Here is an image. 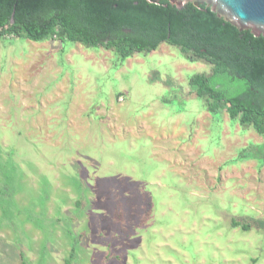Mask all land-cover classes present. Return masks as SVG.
Returning a JSON list of instances; mask_svg holds the SVG:
<instances>
[{
  "label": "rangeland",
  "instance_id": "1",
  "mask_svg": "<svg viewBox=\"0 0 264 264\" xmlns=\"http://www.w3.org/2000/svg\"><path fill=\"white\" fill-rule=\"evenodd\" d=\"M117 61L0 40V264H264V139L192 92L210 65Z\"/></svg>",
  "mask_w": 264,
  "mask_h": 264
},
{
  "label": "trees",
  "instance_id": "2",
  "mask_svg": "<svg viewBox=\"0 0 264 264\" xmlns=\"http://www.w3.org/2000/svg\"><path fill=\"white\" fill-rule=\"evenodd\" d=\"M14 39L103 47L115 53L116 67L136 54L152 53L163 42L178 47L187 60L212 65L209 74H194L188 81L207 112L225 111L242 129L264 139V38L238 31L205 5L177 9L164 0L158 5L142 0H0V40ZM232 226L251 228L236 220Z\"/></svg>",
  "mask_w": 264,
  "mask_h": 264
},
{
  "label": "water",
  "instance_id": "3",
  "mask_svg": "<svg viewBox=\"0 0 264 264\" xmlns=\"http://www.w3.org/2000/svg\"><path fill=\"white\" fill-rule=\"evenodd\" d=\"M158 5L161 0H142ZM180 8L192 4L199 8L205 5L217 18L222 19L238 31H248L256 38H264V0H164Z\"/></svg>",
  "mask_w": 264,
  "mask_h": 264
},
{
  "label": "flooded vegetation",
  "instance_id": "4",
  "mask_svg": "<svg viewBox=\"0 0 264 264\" xmlns=\"http://www.w3.org/2000/svg\"><path fill=\"white\" fill-rule=\"evenodd\" d=\"M186 5H187V4L182 5L179 9L183 8V7L186 6ZM177 9H178V8H177ZM128 32H129V31H127V33H128ZM170 33H171V32L168 33V37L171 36ZM162 44H165V45H167V46H169V47L176 48V49L179 51V53L181 54V52H180V50L178 49V47L171 46V45H169V44H167V43H164V42L161 43L160 45H162ZM160 45H159V46H160ZM159 46H158V47H159ZM157 49H158V48H157ZM157 49H156V50H157ZM156 50H155V51H156ZM194 50H195V49H192V51H194ZM153 52H154V51H153ZM189 53H190V52H189ZM184 57H185V56H184ZM125 61H126V60H125ZM125 61H124V62H125ZM188 61H189V60H188ZM198 62H200V63H201V62H202V63H205V62H203V61H194V62H191V61H190V63H198ZM205 64H207V63H205ZM208 65H209V64H208ZM210 66H211V70H212V65H210ZM211 70H210V72H211ZM210 72H209V73H210ZM224 78H226V77H224ZM224 81H225V80H224ZM223 86H226V89H228V83H227V82H223Z\"/></svg>",
  "mask_w": 264,
  "mask_h": 264
}]
</instances>
